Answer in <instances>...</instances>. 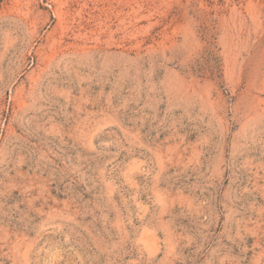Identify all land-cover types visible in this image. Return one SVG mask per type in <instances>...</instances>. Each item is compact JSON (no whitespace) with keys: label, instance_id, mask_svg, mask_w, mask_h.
<instances>
[{"label":"rangeland","instance_id":"rangeland-1","mask_svg":"<svg viewBox=\"0 0 264 264\" xmlns=\"http://www.w3.org/2000/svg\"><path fill=\"white\" fill-rule=\"evenodd\" d=\"M0 264H264V0H0Z\"/></svg>","mask_w":264,"mask_h":264}]
</instances>
